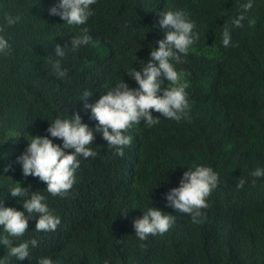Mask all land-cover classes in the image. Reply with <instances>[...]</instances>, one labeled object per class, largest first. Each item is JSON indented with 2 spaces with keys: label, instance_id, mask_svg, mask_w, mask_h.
<instances>
[{
  "label": "trees",
  "instance_id": "1",
  "mask_svg": "<svg viewBox=\"0 0 264 264\" xmlns=\"http://www.w3.org/2000/svg\"><path fill=\"white\" fill-rule=\"evenodd\" d=\"M59 0H0V33L11 54H0V201L24 211L29 197H12L20 182L29 193L45 196L51 214L61 220L55 232H37L36 217L16 242L36 239L23 261L7 255L6 264H37L50 257L53 264H264V177L250 173L264 169V0H252L242 27L232 21L247 0H97L85 25H68L49 9ZM182 11L194 23L199 39L190 46L184 63L191 105L179 122L153 111L159 123L141 121L126 135L130 147L120 157L95 133L89 147L95 157H78L75 183L64 197L52 196L39 178L22 174L17 157L32 137L46 136L57 118L79 113L82 123L95 129L88 103L125 82L137 88L127 71L140 70L150 52L170 28L159 26L160 13ZM5 14L19 16L8 27ZM250 21L253 23L250 24ZM231 43L222 45L224 26ZM87 28L91 42L78 51L71 38ZM65 47L63 58L55 46ZM60 59L66 79L52 75L50 60ZM163 79V77H161ZM164 81L162 87L166 86ZM162 95L161 93H158ZM53 143L62 141L49 136ZM11 151H14L13 153ZM211 167L219 183L207 198L199 223L166 206L164 194L178 187L188 168ZM10 166L7 172L6 167ZM240 178L247 182L238 189ZM150 207L175 217L163 235L140 241L132 221ZM128 213L127 216L123 214ZM6 235L0 227V236ZM144 244L142 248L140 245Z\"/></svg>",
  "mask_w": 264,
  "mask_h": 264
},
{
  "label": "clouds",
  "instance_id": "2",
  "mask_svg": "<svg viewBox=\"0 0 264 264\" xmlns=\"http://www.w3.org/2000/svg\"><path fill=\"white\" fill-rule=\"evenodd\" d=\"M97 0H59V3L49 9L50 15L59 16L68 25H85L88 18L93 15L90 9ZM241 14L231 23L235 27H242L245 19L244 13L252 8V0L239 5ZM158 23L161 28H170L163 40L156 41L158 47L150 52L147 63L140 64V70L135 68L127 71L129 78L138 85L130 88L125 82L117 84L100 96L95 103H88L86 94L84 109H90V119L97 122L95 129L82 123L79 113H72L70 119L57 118L46 129L48 135L32 137L25 151L17 157V163L22 166L24 177L33 176L46 184V191L52 196L64 197L75 183V173L80 167L78 157H95L98 155L89 146L95 139V133L101 132L102 138L107 141L108 147L115 150V154L123 157L124 149L130 147L132 137L126 135L133 127L143 121L146 126L152 127L159 123V118L153 116V111L160 113L166 119L179 122L190 111L191 105L186 89L189 87L185 73L178 71L175 64L184 63L182 56L187 55L190 46L199 39L193 33L194 23L189 21L182 11H168L160 13ZM19 16L5 14L8 27L17 24ZM253 23L250 21V24ZM5 32V27L0 26V33ZM91 42L87 28L81 29V34L71 38L70 49L78 51L81 46ZM231 43L230 29L224 26L222 45L228 47ZM65 45L55 46V56L63 58L66 54ZM0 54H11V45L4 35L0 34ZM175 62V64L173 63ZM52 75L64 80L68 70L62 67L61 60H50ZM163 77V79H161ZM164 81L166 86L162 87ZM162 95L158 94L161 93ZM62 141V146L53 143L49 138ZM10 166L4 169L9 170ZM253 177L251 183L255 186L256 179L264 177V169L256 168L250 173ZM247 181L240 178L237 188H243ZM219 183V173L211 167L194 166L188 168L180 179L179 186L170 189L164 194L166 206L173 208L177 213L188 214L193 223H199L203 209L209 204L207 198ZM12 197H29L23 201L24 211L14 207H5L0 201V227L6 235L0 236V244L7 248V255L23 261L29 258V245L38 246V241H22L17 243L28 231V222L36 217L35 230L37 232H55L61 223L58 216L51 214L45 196L40 192H32L21 187L20 182L9 189ZM128 213L123 214L127 216ZM175 223V217L165 214L156 207H150L143 212L142 217L132 221L135 236L140 241H145L149 236L163 235ZM142 248L144 244L140 245ZM0 264H6L0 260ZM37 264H53L50 257H43ZM107 264V262H105Z\"/></svg>",
  "mask_w": 264,
  "mask_h": 264
},
{
  "label": "rangeland",
  "instance_id": "3",
  "mask_svg": "<svg viewBox=\"0 0 264 264\" xmlns=\"http://www.w3.org/2000/svg\"><path fill=\"white\" fill-rule=\"evenodd\" d=\"M12 153L14 152V151H11Z\"/></svg>",
  "mask_w": 264,
  "mask_h": 264
}]
</instances>
